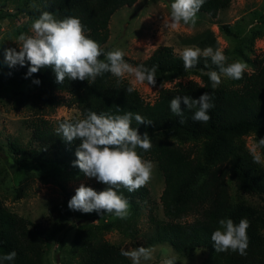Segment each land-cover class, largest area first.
<instances>
[{
  "label": "trees",
  "instance_id": "1",
  "mask_svg": "<svg viewBox=\"0 0 264 264\" xmlns=\"http://www.w3.org/2000/svg\"><path fill=\"white\" fill-rule=\"evenodd\" d=\"M136 1L23 0L17 11L32 18H37L43 11L52 12L57 19L78 17L85 25L87 35L108 51L104 44L109 37L110 17L119 8L131 7ZM230 1L206 0L198 12L215 18L219 11L228 7ZM30 4H35V7L29 8ZM258 22V26L248 34L249 47L255 38L264 37V14L259 15ZM219 30L226 36H235L227 24L220 25ZM203 38H192V44L201 46ZM6 48L0 42V87L15 88L13 107H25L35 115L25 121L30 129V141L36 144L35 147L21 146L8 140L7 162L14 170L15 182L21 183L14 188V199L25 194L28 172L41 178L59 177L65 173L83 175L77 166H73L81 141L74 139L68 142L57 135L58 123L65 119L53 123L43 117L41 107L50 111L61 105L75 107L79 118H83L89 110L97 114L131 111L153 122L149 125L136 124L133 119L132 127L141 135L145 132L149 134L151 149L144 151L138 148L137 152L143 159L155 164L163 181L159 198L163 217L154 216L150 208L152 229L143 234V244L134 242L135 247L168 244L179 256L204 250L206 257L201 264H264V167L260 162H254L255 155L245 142L249 135H253L255 142L264 138L263 59L249 58L239 45L237 50L250 69L245 70L243 79L235 80L220 73L211 58L203 55L195 67L185 70L181 56L175 54L171 46L156 48L143 61L124 56L125 61L134 67H157L156 83L150 86H162L188 76L198 77L199 81H177L173 87L160 88L150 103L129 82L125 79L118 82V78L110 72L98 76L94 82L66 78L62 84L56 82L51 67L26 76L29 62L25 61L24 66L9 67L4 61ZM211 71H217L221 77V83L215 89L206 74ZM37 79L40 81L38 85L33 83ZM27 82L36 88L34 92L18 90ZM129 87L134 89L131 93L127 92ZM203 93H210L214 104L209 110L211 119L207 123L194 121V110L186 109L183 100L180 104L183 117L171 112L170 101L175 96L188 95L198 99ZM181 119L184 123H180ZM259 149L264 155V148ZM6 172L0 169V178ZM60 187L63 199L50 208L43 223L32 222L12 212L0 197V255L12 250L17 253L13 261L4 264H46L51 243L66 229V223L71 218L82 222L76 225L71 240L70 259L62 264H132L129 258L120 254L124 248L104 239L103 235L115 230L125 237H136V223L148 198V189L145 186L133 192L119 189L118 192L130 204L128 218L95 223L111 214L70 210L67 202L75 193L67 191L62 185ZM105 187L99 182L92 188L101 191ZM222 218H231L235 223L244 218L249 222L246 255L231 251L215 252L210 236Z\"/></svg>",
  "mask_w": 264,
  "mask_h": 264
},
{
  "label": "clouds",
  "instance_id": "2",
  "mask_svg": "<svg viewBox=\"0 0 264 264\" xmlns=\"http://www.w3.org/2000/svg\"><path fill=\"white\" fill-rule=\"evenodd\" d=\"M205 2L206 0H173L170 4V18L165 22V26L170 24L174 28L181 22L185 25H195L197 13ZM31 33L18 36L19 51L15 48L4 49V61L9 67L24 66L25 61L29 62L26 76H31L42 68L51 67L58 84H62L66 78L94 82L106 72L117 77L118 82L125 74H134L139 83H156L155 65L151 68L144 65L133 67L125 61V53L121 49L105 51L97 41L87 35L85 25L78 17L57 19L52 12L43 11L33 20ZM102 55L104 59H100ZM201 55L210 57L212 63L218 66L219 72L228 78L243 79L246 64L236 61L226 65L227 57L224 53L221 50L214 51L211 47L203 52L198 47L183 49L180 56L185 70L195 67ZM206 74L211 81V87L217 88L221 83L218 72L211 71ZM33 83L38 85L40 81L37 79ZM133 90L132 87L127 88L129 93ZM181 100L186 109L194 110V121L207 123L211 119L209 110L214 104L210 93H203L198 99L188 95L172 98L170 110L178 117H183ZM117 111L119 112L118 107ZM133 119L136 124L153 123L131 111L123 114H97L90 110L83 118L65 119L58 123L57 135L68 142L74 139L81 141L75 152L76 160L73 161V166H77L86 177L95 178L106 186L97 191L81 183L67 202L70 210L82 213L103 211L122 220L128 218L129 201L118 190L125 188L128 192H133L144 187L152 179L154 167L151 161L143 159L137 152L138 148L149 151L152 143L147 132L141 135L132 127ZM180 123H184V120L181 119ZM259 148H264V138L256 141L252 152L256 153ZM260 160V155L254 156L255 163ZM248 228L249 222L244 218L238 223L231 218L219 219L218 227L210 236L215 252L231 251L241 256L246 255L249 245ZM120 254L130 258L132 264H142V261H151L154 258L153 249L143 246L131 250L121 249ZM16 255L15 250L0 255V264L13 261ZM161 264H176V258H164Z\"/></svg>",
  "mask_w": 264,
  "mask_h": 264
},
{
  "label": "rangeland",
  "instance_id": "3",
  "mask_svg": "<svg viewBox=\"0 0 264 264\" xmlns=\"http://www.w3.org/2000/svg\"><path fill=\"white\" fill-rule=\"evenodd\" d=\"M22 1L0 0V42L8 48H15L17 51L20 46L18 36L22 33L31 35V24L36 19L17 11V8L22 5ZM172 2L173 0H137L131 7L119 8L110 17L109 37L104 47L107 50L121 49L125 53L124 56L136 61H143L156 48L162 46H171L173 52L180 55L186 47H194L192 38L204 37L201 46L195 45V47L201 49V52L208 47L214 51L221 50L227 57L228 63L239 61L246 64L243 60L244 57L237 50L239 45L242 46L244 55L249 58L257 57L264 60V37L255 38L250 47L247 42L250 30L259 24V15L264 14V0H231L228 7L219 11L215 18L198 12L195 25H185L181 22L174 28L170 24L165 26V22H168L170 18V4ZM34 7L35 4L29 5V8ZM223 24H227L235 36H226L220 31L219 26ZM246 66V70H249V65L246 64ZM123 79L129 82L145 101L150 103L154 101L160 88L173 87L177 81L181 83L190 79L199 81L198 77L188 76L164 83L162 86H150L145 82L139 83L134 74H125ZM14 89L0 87V169L7 170L0 178V197L5 206L12 212L28 218L32 222L43 223L50 213V208L63 199L61 185L67 191L75 193V189L81 183L85 186L94 187L99 182L95 178L86 177L84 174L79 177L76 174L65 173L59 177L52 175L41 178L28 172L25 176V194L14 199V188L21 183L15 182L14 170L7 162L8 142H16L21 146H36L30 141V129L25 123L26 120L35 116L34 112L25 107L17 109L13 107ZM18 90L34 92L36 88L31 82H27ZM61 95L67 97L65 94ZM40 110L43 117L53 123L60 119L79 118V112L75 107L61 105L53 111L45 107H41ZM245 142L253 155H260V163L264 167V155L260 149H257L256 153L252 152L256 143L253 135L247 136ZM153 165L152 179L145 185L149 191L148 198L141 208L136 223L138 229L136 237H125L115 230L103 235L104 239L120 244L124 250L137 248L134 242L144 243L143 234L152 229V224L149 221L150 208H152L154 216L163 217L159 199L163 189V181L154 163ZM115 219L118 218L111 214L103 220L95 221V223ZM187 219L190 220L191 218ZM78 222L75 218L67 221L66 229L57 235L51 243L45 260L46 264H62L70 259L69 248ZM146 248L153 249L154 258L151 261H142V264H161L162 260L167 257H175L176 264H201L206 257L204 250H194L179 256L168 244L155 243L146 246Z\"/></svg>",
  "mask_w": 264,
  "mask_h": 264
},
{
  "label": "water",
  "instance_id": "4",
  "mask_svg": "<svg viewBox=\"0 0 264 264\" xmlns=\"http://www.w3.org/2000/svg\"><path fill=\"white\" fill-rule=\"evenodd\" d=\"M81 222H82V220L80 222H78V224L81 223Z\"/></svg>",
  "mask_w": 264,
  "mask_h": 264
}]
</instances>
